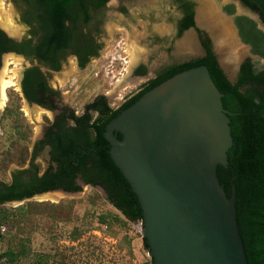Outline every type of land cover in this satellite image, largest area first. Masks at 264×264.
Masks as SVG:
<instances>
[{
  "label": "water",
  "instance_id": "95a60500",
  "mask_svg": "<svg viewBox=\"0 0 264 264\" xmlns=\"http://www.w3.org/2000/svg\"><path fill=\"white\" fill-rule=\"evenodd\" d=\"M195 1L196 22L214 39L221 68L235 84L240 66L250 56L215 0ZM176 3L177 0L109 3L106 15L114 20L107 23L111 39L104 55L113 42L112 24L127 21L133 27L128 34L130 78H134L135 68L142 61L150 72L159 73L171 64L200 57L203 50L194 30L175 38L172 44L165 40L173 34L180 16ZM121 5L131 10L133 19H125L118 10ZM247 10L264 26L257 14ZM13 17V4L1 1L0 26L10 35L19 36L22 30ZM27 65L13 55L4 56L0 92L8 87L18 90L22 69ZM69 65L72 68L60 80L63 85L69 76L87 72L75 69L73 60ZM62 95L68 104L69 95ZM223 97L209 69L201 66L148 92L107 126L112 159L142 206L143 238L151 248L149 255L154 264H249L237 214V188L233 186L229 197L218 176L219 166L228 168V152L234 145L231 116L235 114L224 108ZM26 108L33 116L46 115L37 108ZM48 116L53 119L52 114ZM119 133L123 135L121 141ZM51 193L73 196L80 192Z\"/></svg>",
  "mask_w": 264,
  "mask_h": 264
},
{
  "label": "trees",
  "instance_id": "16d2710c",
  "mask_svg": "<svg viewBox=\"0 0 264 264\" xmlns=\"http://www.w3.org/2000/svg\"><path fill=\"white\" fill-rule=\"evenodd\" d=\"M109 1L52 0V13L54 16L60 14L72 2L89 3L102 8ZM178 1L181 4L180 9L185 12V19L182 22L180 32V37H182L186 31L195 27V12L194 5L188 0ZM240 1L253 13L258 14L264 23V0ZM228 11L230 14H235V6L228 8ZM64 20L63 17L62 23H60L61 30L64 29ZM236 22L242 42L251 47L253 55L264 60V31L259 28L254 19L248 16H239ZM52 40H55L53 35L50 41ZM90 41V39H85L84 42L88 44L82 42L75 49L79 52L83 68L86 67L89 60L87 56L94 51ZM52 50L53 48L49 46L38 51L31 46L30 42L18 45L0 30V66L4 54L18 53L38 56L48 65H51L53 69L59 71L61 65L50 60ZM54 50L58 51L59 49L54 48ZM201 66H206L209 69L213 81L224 95V108L235 114L231 116L234 145L228 152L229 166L228 168L219 166L218 176L221 183L225 185L229 197L232 195L233 186L237 188V214L249 264H264V70L261 71L256 68L252 59H248L242 64L238 81L234 84L221 68L212 48L209 49L208 56L203 59L193 60L165 70L158 77L150 80L141 92L125 102L120 109L111 108L104 96L96 99L94 103L89 105L88 110L89 112L98 111L99 119L93 121L90 113H87L82 119H77V128L73 130V135L69 133L68 139L59 137L53 143V162L59 164L58 170L53 172V168H51L42 179H38L36 185L38 189L27 194L19 193L15 187L8 192L7 196L1 192L0 206H4L9 201H23L26 198L29 199L56 190H64L68 193L81 192L82 188L76 185V179L80 174L94 189H102L107 195L105 200L120 213V216L112 213L99 214L98 223L101 225H120L126 220L143 224L144 212L139 198L112 159V146L106 139L107 126L148 92L178 74ZM138 74L144 75L146 71L141 69ZM24 90L27 98L31 102L37 103H43L40 96L51 92L45 77L38 68L27 71ZM9 114L10 116H8ZM9 118L15 126L11 129L6 150L1 158L0 169L5 175L13 164L20 167L27 165L32 145V130L25 123L23 115L17 111L14 104L7 109L4 120H9ZM118 137L120 141L123 140L121 133ZM37 170H42V166H38ZM42 206L62 210V214H58L55 221L62 219L65 212L72 215L74 211L72 202H69L66 208L65 204L30 203L26 207L25 214H19V216L17 210H1L0 232L2 226H10L15 227V233L9 238L8 250L0 254V264H22L24 260L34 257L32 234H26L22 226L26 222L34 225L28 214L34 216L35 213L41 212L38 208ZM23 209L21 207L19 212ZM71 217L69 218L71 219ZM84 233L85 231L81 228H75L72 233V241H79ZM0 238L3 241L6 239L1 235ZM143 241L144 248L150 253L151 248L147 239L143 238ZM35 259L34 264H50L52 256L40 254ZM146 264H154V259L150 257Z\"/></svg>",
  "mask_w": 264,
  "mask_h": 264
},
{
  "label": "rangeland",
  "instance_id": "374dc122",
  "mask_svg": "<svg viewBox=\"0 0 264 264\" xmlns=\"http://www.w3.org/2000/svg\"><path fill=\"white\" fill-rule=\"evenodd\" d=\"M215 1L222 11L227 5H235L240 16H250L257 20V17L243 8L237 0ZM228 19L239 39L234 20L230 17ZM241 44L256 68L261 71L264 70V60L253 55L250 46L242 42ZM129 61V38L128 34L122 31L113 39L108 53L101 60L93 63L86 73L74 74L71 82L66 84L61 92L69 95L68 104L79 112L82 111L86 103L101 94H105L111 106L117 109L129 95L144 87L157 74L150 72L147 78H130L127 76ZM13 104L16 106L17 111L23 115L25 123L30 126L32 139L40 134L41 126L48 122L46 117L48 115L29 116L26 113V104L21 101L17 89L9 88L6 106L2 110L0 109V163L7 147L8 136L15 126L10 118L4 120L7 109ZM42 162L45 165L43 159ZM13 168L22 167L13 164L8 169L7 175ZM7 175L2 174L0 169V177L3 180L7 179ZM53 194H59L60 196L57 199L41 198L44 195ZM105 198L103 190L88 186L83 192L73 196H65L63 193H47L36 196L31 201L0 206V211L5 209L17 210L19 216V214H25L26 207L30 203L65 204V208L69 205V202L74 204L72 215L65 212L64 217L58 219V221H55V217L57 218L58 214H62L61 209L57 210L56 208L51 209L42 206L38 208L41 212L35 213L34 216L28 214L34 225L26 222L22 227L25 229L26 234H32L34 257L24 260L22 264H34L36 256L40 254H50L52 256L50 264H146L150 259V255L144 248L142 223H132L126 220L120 225H101L98 223V215L102 213H112L120 216V213ZM21 207L24 209L19 212ZM77 227L84 230L85 233L79 241L73 242L72 233ZM14 229L15 227L10 226L1 227L0 235L6 237V239L3 241L0 238V254L8 250L9 238L15 233Z\"/></svg>",
  "mask_w": 264,
  "mask_h": 264
},
{
  "label": "flooded vegetation",
  "instance_id": "af4514ba",
  "mask_svg": "<svg viewBox=\"0 0 264 264\" xmlns=\"http://www.w3.org/2000/svg\"><path fill=\"white\" fill-rule=\"evenodd\" d=\"M1 1L4 2V5H6L8 2L13 4L14 21L17 24V26L22 30L21 33L22 34L23 32L25 33L19 36H12L1 26H0V30L4 32L9 39L13 40L18 45H23L25 42H30L31 46L34 49H38V51L39 50L42 51L48 48L49 46L52 47L53 50L50 52L52 58L50 60H52L55 63H59L61 65V69L59 71H56L55 69H53L51 65H48L44 60L38 58V56L35 55L27 56L25 54H18V53H6L3 55V57L13 55L16 58L21 59L25 64H28L22 69L23 75L22 77L20 76V84H19L20 86L18 87L19 89L17 90L21 101H23V103L30 108H37L42 112H44L46 115L48 114L53 115V119L49 118V116H46L48 122L45 123L43 126H41L40 134H38L36 138L32 139V145L30 147V158L28 160L27 165L25 167L18 168L17 170L14 171L11 169V171L8 173L7 179L5 180H3L0 177V193L2 192L4 196H7L8 192L12 190L14 187L16 190L19 191V193H24V194H27L32 190L38 189V187H36L38 183V179L39 180L42 179L47 174V172L50 171L51 168H53V172L58 170L59 164L53 162V157H54L53 143L59 137L68 139L69 133L73 135L74 134L73 130L77 128V122H76L77 119H82L87 113H90V115L93 118V121L99 119L100 117L99 112L98 111L89 112L88 110L89 105L94 103L96 99H98L99 97L104 96L106 97L108 104L111 106L108 97L105 94H101L99 96H96L88 103H86L83 106L82 111L79 112L78 110H76V108L72 107L71 105L67 104L64 101L61 92L63 86L71 82L72 76H69L67 82L64 85L60 83V80H63V75L72 68L69 65L70 61L73 60V62L76 64L75 69L83 72L89 69L95 61L101 60L104 57L105 49L108 45V40L111 39V36L107 30V23L114 20L113 18L111 19V17L106 15V9L108 7V4L114 0H110L105 5V7L102 8L97 7L95 5H90L89 3L79 4V2L76 3L72 2L68 8H66L60 14L58 13L56 16H54V14L52 13V5H53L52 0H0V2ZM118 1L121 3L122 0H118ZM188 1L194 5L195 27L190 28L188 31L184 33V35L194 30V32L198 36L200 45L203 50V54L198 58L183 60L171 64L162 71H160L159 73H157L154 78L158 77L159 74L163 73L165 70L169 69L170 67L176 65H182L191 62L193 60L203 59L207 57L210 48H212V51L217 57L218 63L220 64L214 48L215 47L214 39L211 37V35L208 33L207 30H202L196 22L197 7H198L197 2L195 0H188ZM237 1L241 4L243 8L248 9L240 0ZM176 6L178 12L180 13V16L177 19L176 23L174 24L173 34L165 38V40L168 42V45L174 43L175 38H182L184 36L183 35L182 37H180V32H181L182 22L185 19V12L180 9L181 4L179 3L178 0ZM231 6H235V5H227L223 8V11L228 17L234 20L236 29L238 30L239 33L236 19L240 15L238 14V9L236 8V6H235L236 13L230 14L228 8H230ZM118 10L123 14L126 20L133 19L131 10L129 8L123 7L121 5L118 8ZM63 17L65 19L63 21L64 29L61 30L60 23H62ZM143 19L146 20L145 16H143ZM112 25H113L112 31L114 33L113 34L114 36L112 37L113 39L117 35H119V32H121L122 29L127 34H130V32H132L133 30V27L130 26L127 21H125L123 24L115 23ZM52 35L55 39L54 41L53 40L50 41ZM85 39L91 40L90 45L92 47V50L94 51L91 55L89 54L87 56L89 60L86 64V67L83 68L81 66L82 62L79 56V52L75 51V49L77 48V46H79L80 43L84 42ZM54 48H57L59 50L55 51ZM33 68L40 69L41 73L45 77L48 88L51 90L50 93H44L42 96H40L43 103L31 102L25 94L24 83L26 80V74L27 71ZM65 68L67 69L64 71ZM141 69H144L146 71V74L139 75L138 72ZM150 70L151 69L145 64V62L142 61L139 64V66L135 68V71L133 73L134 78L136 79L147 78L149 76ZM143 89L144 87L138 89L133 94L129 95L128 98L125 99L124 102L117 109H120L125 102H127L129 99H131L136 94L141 92ZM111 108L113 107L111 106ZM119 134L117 135L119 136ZM42 159L46 162L47 166L43 165ZM40 165L42 166V170L39 171L37 170V167ZM76 185L81 187L82 190L84 186H89L91 188H94L92 185L87 183L84 177L80 174L76 179ZM58 191L66 192L64 190H56L53 192H58ZM35 197L29 199H34ZM27 199L28 198L24 200ZM15 202H20V201L18 200L9 201L4 205Z\"/></svg>",
  "mask_w": 264,
  "mask_h": 264
},
{
  "label": "bare ground",
  "instance_id": "6f19581e",
  "mask_svg": "<svg viewBox=\"0 0 264 264\" xmlns=\"http://www.w3.org/2000/svg\"><path fill=\"white\" fill-rule=\"evenodd\" d=\"M216 2V1H215ZM218 5V4H217ZM231 23V22H230ZM234 29V28H233ZM235 31V30H234ZM9 88H12V87H8L6 88L5 90H3L2 92H0V109L2 110L5 106H6V102H7V91ZM26 113L29 115V116H33L31 114H29V112L27 111V108H26ZM39 117V116H37ZM58 196H60L59 194L58 195H44V197H41L42 199H57L59 198ZM61 198V197H60ZM41 199V200H42Z\"/></svg>",
  "mask_w": 264,
  "mask_h": 264
},
{
  "label": "crops",
  "instance_id": "0c3cea01",
  "mask_svg": "<svg viewBox=\"0 0 264 264\" xmlns=\"http://www.w3.org/2000/svg\"><path fill=\"white\" fill-rule=\"evenodd\" d=\"M248 17H250V16H248ZM250 18H252V17H250ZM253 19V18H252ZM255 21H256V19H254ZM263 23V22H262ZM264 24V23H263ZM259 25V24H258ZM262 29H263V31H264V26H261V25H259ZM237 30V29H236ZM237 33H238V30H237ZM238 36H239V33H238ZM239 39H240V41L242 42V40H241V38L239 37ZM243 43V42H242ZM244 44V43H243ZM251 48V47H250Z\"/></svg>",
  "mask_w": 264,
  "mask_h": 264
}]
</instances>
